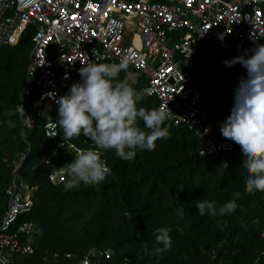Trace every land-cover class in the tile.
<instances>
[{
	"label": "trees",
	"instance_id": "16d2710c",
	"mask_svg": "<svg viewBox=\"0 0 264 264\" xmlns=\"http://www.w3.org/2000/svg\"><path fill=\"white\" fill-rule=\"evenodd\" d=\"M32 47L27 34L17 46L0 49V217L8 206L6 190L18 176L34 187L35 206L25 218L37 226L33 251L13 253L12 264H80L94 248L110 257L97 256L92 264H264V192H245L246 172L235 144L233 151L202 157L201 140L193 131L165 122L167 136L156 141L153 151L137 150L134 159L125 161L115 150H101L111 169L102 184L65 191L64 182H51V169L39 164L55 145L45 134L47 117L26 129L22 139L17 114ZM196 51L200 57L194 73L209 98L213 136L229 141L217 124L231 114L245 69L241 64L226 67L224 61L237 54L223 55L211 40L197 44ZM120 79L143 92L148 85L144 74L131 67ZM220 94L227 96L225 102L217 98ZM139 106L151 109L159 103L147 94ZM70 141L82 151L95 148L83 133ZM76 153L65 148L51 157L55 166L64 167ZM197 200L218 206L235 201L237 209L200 216ZM160 228H170L173 241L163 253L155 243Z\"/></svg>",
	"mask_w": 264,
	"mask_h": 264
},
{
	"label": "built area",
	"instance_id": "2783aa9c",
	"mask_svg": "<svg viewBox=\"0 0 264 264\" xmlns=\"http://www.w3.org/2000/svg\"><path fill=\"white\" fill-rule=\"evenodd\" d=\"M17 4V0H0V49L17 46L31 35L33 47L17 114L23 131L47 117L45 134L55 145L39 164L51 169V182L66 179L64 167L55 166L51 156L65 148L82 151L70 140L65 142L57 128L55 100L79 82V69L86 62L119 63L126 58L129 67L146 77L145 93L173 112L166 123L188 127L200 138V156L235 149L234 143L218 142L213 136L209 98L194 73L200 57L196 45L211 40L223 55H239L264 44V0H35L21 11ZM220 34H226L223 41ZM50 92L56 97H48ZM217 98L227 100L224 94ZM33 191L18 176L6 190L0 259L7 264L13 263V253L33 251L37 226L25 218L35 206ZM103 255L110 257L109 252L94 248L80 264H92Z\"/></svg>",
	"mask_w": 264,
	"mask_h": 264
},
{
	"label": "clouds",
	"instance_id": "9594fccd",
	"mask_svg": "<svg viewBox=\"0 0 264 264\" xmlns=\"http://www.w3.org/2000/svg\"><path fill=\"white\" fill-rule=\"evenodd\" d=\"M225 35L220 34L218 38L223 41ZM224 64L228 68L241 64L245 72L235 88L231 114L222 122L220 131L239 147L246 172L245 192H264V44L245 49ZM82 65L81 80L55 100L58 105L55 123L63 129L65 142L83 133L95 148L76 153L74 160L64 166L65 191L78 189L81 184L98 186L111 175V169L101 159V150H115L116 156L125 161L134 159L137 150L153 151L156 141L167 136L164 125L173 113L168 107L139 106L147 93L120 79V73L129 67L126 58L119 63ZM46 95L56 97L55 92ZM20 135L22 139L27 138L25 131ZM195 206L200 216H223L237 209L235 201L218 206L215 201L197 200ZM170 232V228L157 230L155 243L161 246L156 248L157 252L171 249ZM0 264L7 261L0 259Z\"/></svg>",
	"mask_w": 264,
	"mask_h": 264
},
{
	"label": "water",
	"instance_id": "95a60500",
	"mask_svg": "<svg viewBox=\"0 0 264 264\" xmlns=\"http://www.w3.org/2000/svg\"><path fill=\"white\" fill-rule=\"evenodd\" d=\"M18 4H17V9L21 11L22 7L27 6L28 4L34 2L35 0H17Z\"/></svg>",
	"mask_w": 264,
	"mask_h": 264
}]
</instances>
